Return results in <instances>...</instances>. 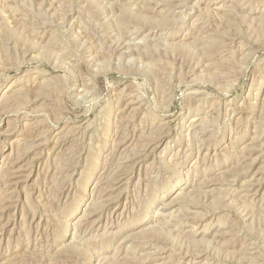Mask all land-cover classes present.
<instances>
[{"label": "rangeland", "instance_id": "374dc122", "mask_svg": "<svg viewBox=\"0 0 264 264\" xmlns=\"http://www.w3.org/2000/svg\"><path fill=\"white\" fill-rule=\"evenodd\" d=\"M0 264H264V0H0Z\"/></svg>", "mask_w": 264, "mask_h": 264}, {"label": "bare ground", "instance_id": "6f19581e", "mask_svg": "<svg viewBox=\"0 0 264 264\" xmlns=\"http://www.w3.org/2000/svg\"><path fill=\"white\" fill-rule=\"evenodd\" d=\"M164 18V17H163ZM164 20H165V18H164Z\"/></svg>", "mask_w": 264, "mask_h": 264}]
</instances>
